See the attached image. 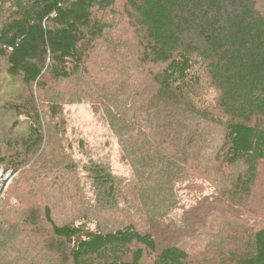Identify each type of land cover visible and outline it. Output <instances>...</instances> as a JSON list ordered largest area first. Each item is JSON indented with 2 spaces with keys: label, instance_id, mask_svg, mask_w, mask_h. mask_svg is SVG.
Here are the masks:
<instances>
[{
  "label": "trees",
  "instance_id": "16d2710c",
  "mask_svg": "<svg viewBox=\"0 0 264 264\" xmlns=\"http://www.w3.org/2000/svg\"><path fill=\"white\" fill-rule=\"evenodd\" d=\"M117 2L0 0V53L10 77L3 94L22 86L4 102L16 136L7 170L20 176L0 198V264H142L147 252L152 264H264V226L236 232L196 258L184 237H200L210 228L190 217L172 219L186 180L214 174L224 198L249 195L256 184L264 163L260 0H126L140 80L113 86V78L92 73V84L82 76L110 29L100 13ZM50 83H82L92 91L88 97L72 94L73 102L89 100L131 167L122 179L104 162L84 165L96 198L78 204L84 213L63 223L51 203L31 198L24 174L54 166L55 157L58 169L72 166L56 143L51 149L67 101L49 93ZM15 185L30 190L17 196ZM111 215L116 220L110 226Z\"/></svg>",
  "mask_w": 264,
  "mask_h": 264
},
{
  "label": "rangeland",
  "instance_id": "374dc122",
  "mask_svg": "<svg viewBox=\"0 0 264 264\" xmlns=\"http://www.w3.org/2000/svg\"><path fill=\"white\" fill-rule=\"evenodd\" d=\"M260 3L264 11V0H260ZM100 15L110 29L105 39L98 43L97 49L88 61L89 74L83 75L82 79L94 84L96 81L92 82V73H99L104 79L113 78L115 81L113 86L137 84L141 70H139V59L133 54L136 41L131 35V10L126 0H118L113 10H107ZM7 65L6 57L0 53V157L4 159L0 163V198L14 186L16 179L20 176L19 172L7 170L9 154L13 153L10 140L16 136L10 132L11 122L15 118L12 113H6L4 102H6L5 98H10L22 86H16L7 96L3 94L10 89L7 86L10 79ZM81 84L58 87L50 83L48 89L52 95H60L67 101L66 104L61 105L64 107V122L63 126L60 125L57 128L56 135L52 133L51 149L56 143V152L68 154L72 158L71 169L66 172L58 169L56 166L60 165L58 159L53 158L54 156L50 158H53L55 167L51 166L52 162L48 163L46 168L41 165L30 167L33 163L30 161L28 166L22 168L30 167L24 170V174L32 185L31 189L34 190L31 198L38 204L51 203L53 216L59 223L73 219L79 212L84 213L81 211L83 208L77 205L92 204L96 198L93 186H90L86 179L84 165H88L91 161L104 162L116 176L122 179L129 178L131 173L130 165L121 159L117 137L111 132L102 116L94 112L89 100L73 102L76 97L73 98L72 94L84 97L92 94L89 89L79 86ZM18 134L21 136L25 133L22 131ZM60 137L62 139L59 141ZM241 170L238 166L231 172L236 176ZM217 178L214 174L207 172L193 181L186 180L181 186L179 208L175 210L176 214L172 217L175 222H182L185 221L184 217L186 219L190 217L196 222L205 223L204 225L210 228L200 237L188 235L184 237L186 242L182 244L191 253L195 252L196 258L200 257L203 251H208L220 243H228L230 236L236 232L264 226V163L260 165L256 184L249 195L222 197L215 188ZM17 188L15 185L17 196L27 195L26 192L30 190ZM121 217L122 215L118 216L117 225ZM115 220V217L111 215L108 217V224L110 226L115 224ZM159 241L161 243L162 239L159 238ZM152 256L151 252L145 253L142 264H152Z\"/></svg>",
  "mask_w": 264,
  "mask_h": 264
}]
</instances>
